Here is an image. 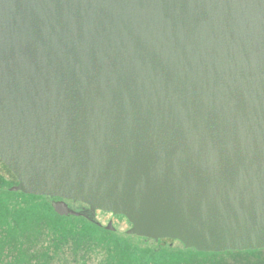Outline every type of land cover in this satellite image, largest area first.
Segmentation results:
<instances>
[{
	"label": "water",
	"instance_id": "water-1",
	"mask_svg": "<svg viewBox=\"0 0 264 264\" xmlns=\"http://www.w3.org/2000/svg\"><path fill=\"white\" fill-rule=\"evenodd\" d=\"M0 161L60 217L264 250V0H0Z\"/></svg>",
	"mask_w": 264,
	"mask_h": 264
},
{
	"label": "trees",
	"instance_id": "trees-1",
	"mask_svg": "<svg viewBox=\"0 0 264 264\" xmlns=\"http://www.w3.org/2000/svg\"><path fill=\"white\" fill-rule=\"evenodd\" d=\"M0 165L7 173H0V264H264V250L199 253L171 240L160 241L153 252L136 251L124 237L154 241L109 232L85 218L60 217L46 197L19 193L21 198H13L16 193L8 188L18 181ZM27 199L47 206H28ZM65 218L79 222H63Z\"/></svg>",
	"mask_w": 264,
	"mask_h": 264
},
{
	"label": "rangeland",
	"instance_id": "rangeland-1",
	"mask_svg": "<svg viewBox=\"0 0 264 264\" xmlns=\"http://www.w3.org/2000/svg\"><path fill=\"white\" fill-rule=\"evenodd\" d=\"M0 173L3 175H7L6 171L2 169L1 165H0ZM16 185L9 187L8 188L9 192H10V189ZM13 198L19 199V198H21V195L19 193H16L15 195H13ZM27 201L29 203L28 206H47L44 203H41V202L38 203L39 200L27 199ZM51 203H52L51 200L47 201L48 206H51ZM69 207L75 211L76 210L79 211L81 208V206H69ZM95 220L97 222H99L104 229L108 226V224L110 222H112L113 227L115 228V232L119 235H127V231L131 228V226L128 224L127 220L120 218V217H116L114 215L103 214L101 212H97ZM63 222H68V223L76 222V223H78L79 221L74 220L72 218H65ZM124 240H125V243L132 246V248H134L136 251L144 249L145 251L153 252L157 248L156 242H154V243L153 242L142 243L138 239L130 238V237H124ZM163 247L166 249V246H163ZM179 247L180 246L177 243H175L173 246V248H176V249H179Z\"/></svg>",
	"mask_w": 264,
	"mask_h": 264
},
{
	"label": "flooded vegetation",
	"instance_id": "flooded-vegetation-1",
	"mask_svg": "<svg viewBox=\"0 0 264 264\" xmlns=\"http://www.w3.org/2000/svg\"><path fill=\"white\" fill-rule=\"evenodd\" d=\"M56 201H59V199H56ZM66 203L68 204V206H86V205H82V204H78V203H73V202H66ZM79 211H86V207H81ZM93 221L96 222V223H99L95 219Z\"/></svg>",
	"mask_w": 264,
	"mask_h": 264
}]
</instances>
